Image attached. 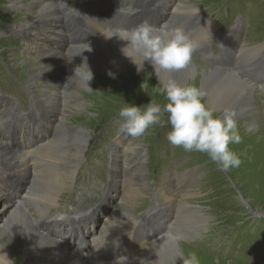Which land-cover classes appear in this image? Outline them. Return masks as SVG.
<instances>
[{
  "label": "rangeland",
  "instance_id": "rangeland-1",
  "mask_svg": "<svg viewBox=\"0 0 264 264\" xmlns=\"http://www.w3.org/2000/svg\"><path fill=\"white\" fill-rule=\"evenodd\" d=\"M23 1L26 5L32 3L30 0ZM38 1L39 3H34V7L31 8L19 4L15 6L10 0H0V90H2L0 96L3 98L5 93L6 96L13 99L12 101L0 99V111L6 109L8 103H12V105L16 106L15 109L22 113L29 114L33 111V114L38 115L41 111L45 112L42 109L43 106H55L57 104L61 109L59 108L60 111L55 112V115L51 118L55 119L58 127L59 125L64 126L70 135L80 131L85 132L87 149L82 156L84 158L81 160L75 181L67 182V188L61 191L56 206L49 209L48 216H56L52 223L54 225L67 224L69 226L71 218L97 206L106 192L108 179L110 178L111 197L109 201L111 207L115 208L106 213L107 217L104 215L103 220H98L97 224L99 215L96 217L95 222L88 228L89 237L102 230V226L104 227L111 219L112 225L114 223L118 227L121 226L122 229H119L121 233L126 232L128 236L132 235L135 237L136 229L133 226L136 221H141V214L144 211L142 209H146L145 212L148 211L152 215L158 207L159 212L160 209L162 210L154 217L158 219L163 217L167 222L162 227L157 228L161 232H159L158 236L169 234L170 236L167 239L178 243L184 255L195 252L200 259V264H264V82L262 86H257L256 91H253L254 93L250 94V109L247 110L246 118L236 117L242 141L239 144H230L229 147L242 160L238 168H230L224 171L213 163L205 153L185 152L182 148H173L167 139L171 126L167 123L166 114L162 115L160 122L152 126L143 137L134 138L127 135L122 147L128 146L125 144L129 143L134 146L135 151H126L119 146L118 153L116 152L113 156L111 148L117 143L121 134L120 125L123 120L119 116L121 108L128 104L143 106L150 99L161 104L166 103L155 87L158 84L157 78L149 79L145 74L138 73L133 67L128 68L126 72L112 69L110 71L115 74L112 77L109 76L107 68L100 66L101 64L94 66L90 64V69L95 78L90 83L93 91L89 90L85 84L83 86L80 85L78 81L81 79L83 71L80 70L78 72L79 75L74 76V70L79 66L76 65L79 60L71 56L73 47L77 46L67 42L64 45V49L60 51L59 46L52 43L55 38L51 37V33L59 29L62 31L59 22L48 20L47 18L55 15H46L44 17L46 26H41L44 29L38 27V23H40L38 20H41L38 19L40 17L38 15L39 9H41L40 2H44V0ZM62 1L60 0V3ZM65 1H68L71 4V8H74L77 13L81 11V8H89L92 3L89 0H87L88 3L86 2V5L85 0ZM137 1L140 0H132L134 3H138ZM169 1V6H165V8L168 7L165 12L161 11L163 6L161 5L158 12L152 14L157 16V13H162L164 17L162 20L159 19V21L169 25V28L182 29L180 25L185 24L183 19L186 17H190L195 24L206 20L212 24V26L206 25L210 30L205 34L204 39L202 38V45L196 47L193 53V59L199 60L198 64L208 69H213L215 65L209 59L210 50L213 55H219L221 46L218 41L227 38V31L237 28V23L241 22L243 23L244 31L240 35L238 44L244 45L248 50L253 48L251 52H260L259 55L264 56V0ZM183 3L197 7L198 11L191 15L182 14L180 11L175 13L174 8L179 7ZM96 5L95 11L83 14L85 20L89 19L88 22L83 21V24L87 28V35H91L92 38L97 33L99 36L104 33H110L106 28L108 14L101 10L103 2L100 4L96 3ZM57 9L60 11L61 6H58ZM33 21L36 22L34 26L36 27L35 36L37 37L33 39L28 34V37L31 38L23 39L24 35H17L15 29L19 24L27 22L26 25L24 24V28H26ZM191 24L193 23L191 22ZM195 24L193 29L199 32L206 27L195 26ZM101 26L103 31L99 32ZM46 28L48 31H41ZM116 29L119 30L120 28L113 27L114 32L117 31ZM188 29L191 28H185L186 34L190 33ZM29 30L33 31L32 28ZM113 31L111 33H114ZM71 33L74 35L73 32ZM199 34L193 40H190L196 43L195 39L200 40L202 37ZM58 35L61 36L60 34ZM64 35L67 38L69 37L67 32ZM52 36L55 37L54 35ZM190 36L194 35L190 34L188 37ZM258 45L261 48L254 49ZM52 46L53 49L51 50ZM66 49L71 50L69 52ZM62 54L63 58H59ZM246 54L250 57L248 52ZM256 56L250 57V60L255 59ZM249 57L246 56L245 58ZM226 59H230V56H227ZM71 65L77 66L72 71L74 77L69 74L72 68L70 67ZM101 69L104 70L102 71ZM36 71L40 72L35 75L34 72ZM38 75L40 76L37 77ZM143 82H145V87L141 88ZM57 85L59 90L55 91ZM67 89H76L77 94L74 93V96L68 99L65 105L67 97L64 96V90ZM2 92L4 93L2 94ZM57 92L62 101L58 100L59 96L56 97ZM45 98L51 99L50 101L53 103L47 104L44 101ZM46 125L50 128H55L53 123ZM248 125H253V127ZM44 129H42L43 133L45 132ZM50 131L48 134L52 136L51 138L61 134V132L57 134L53 129ZM41 137L46 139V136L41 135ZM1 138L0 140L3 141ZM27 139L35 143L39 142L35 137L25 138V140L20 142L19 148L24 145ZM121 142L123 143V140ZM131 153L134 157H132ZM34 157L37 160L41 158L39 155L35 156L33 154L32 159ZM72 160V158L65 159L68 164ZM138 167H143V170L138 171ZM193 169H195V174L187 176L192 178V180H190L187 190L183 191L180 185L182 181L179 180L180 176L182 173H188ZM112 172L113 175H111ZM38 173L35 169L29 179V184L30 182L32 184H30V188L33 186L32 189H29V194L33 191L36 194L39 193V188L42 187V180ZM163 181H165L164 186L161 185ZM1 183L3 182L1 181ZM29 184L21 180V186L19 187L25 188L23 193L20 196L17 193L12 196L13 187H11L10 190H5V200L1 198L2 195L0 201H4L3 204L7 205V203L12 204V202H15V199L22 200L26 195L25 191ZM131 185L134 190L129 195L127 192ZM169 190L172 192L170 195H168ZM184 203L196 208L198 206L201 207L198 209L205 221L203 229L193 232L194 226L190 223L192 232L190 231L188 217L191 215L184 209ZM31 211L35 218H40V212L35 209H31ZM259 212H262V215ZM252 213L262 217L254 221L252 216H250ZM2 222L3 219H0V228L3 230V232L0 231V243L6 246L13 254L11 255L13 258L12 264H30L33 258L26 256L24 238L21 235H16L9 226L6 228V226L2 225ZM22 222L26 225L31 223L28 218H23ZM154 228V222L148 221L145 225V233L148 238L139 236L136 241L132 239L135 243L136 251L142 255L152 246V239H154L152 230ZM19 231L21 230H16V233ZM167 231L169 232L167 233ZM80 237L88 239L85 237V232H82ZM121 237L122 235H119L112 239ZM174 237H179V239ZM121 239L129 241L125 236ZM163 239V242L167 241L166 238ZM46 247L51 249V244L39 242L36 247L37 252H44ZM177 264H181V262L179 261Z\"/></svg>",
  "mask_w": 264,
  "mask_h": 264
},
{
  "label": "bare ground",
  "instance_id": "bare-ground-1",
  "mask_svg": "<svg viewBox=\"0 0 264 264\" xmlns=\"http://www.w3.org/2000/svg\"><path fill=\"white\" fill-rule=\"evenodd\" d=\"M10 1L15 6L17 4H19V5H23L25 7H31L32 8V7H34L33 4L35 3L36 0H30L32 3H30L29 5H26L23 0H10ZM40 3H41V9L38 8L40 10V11L38 10L39 11L38 15H40V17L38 19H41V20H38V21H40V25H38V26H40V29H44L43 27H41L42 26V18L44 21V17L46 15H51V14L55 15L56 13L58 14L59 10L57 9V7L59 6V3H53V4L48 3V2L47 3L40 2ZM39 6H40V4H39ZM174 10H175V13H177V11H180L182 14L191 15L192 13L195 14V12L198 11V8L195 6H190V5L183 3L182 5H179V7H175ZM52 11H54V12H52ZM176 16H177V14H176ZM47 18H49V17H47ZM59 18H60L61 24H63L64 19H61V17H59ZM59 18L52 17V18H49L48 20H59ZM94 18H96V17H94ZM189 18L188 17H186L185 19L180 18V19H183V22H185L186 27H188L190 25L189 23H191ZM33 19H35V17H33ZM24 24L26 25L27 22H22L21 24H19V26L16 27L15 31H16L17 35H19V34L24 35L23 39H25V38L29 39L31 37H28V34L32 35V32L29 30V25L26 28H24L25 27ZM171 24H172V22H171ZM207 24L209 26H212V24L208 20L201 22V23L197 22L195 24V26L201 25V27H203V26H206ZM209 30L210 29H208L206 26L200 32L198 30L193 29L192 31H190V33H188L186 35H188V36L190 34L194 35V36L189 37L190 39L193 40V38H195L197 36V34L200 33L202 36L201 39L200 40L195 39L196 43H194L196 45V47H200L203 43L202 38L204 39L205 34H207ZM111 34H112L111 32L109 34L104 33L100 37H98L96 41L94 40L90 44H85L83 46H79L76 48L73 47V51H72L73 54L71 56L74 58H77L79 60V63L76 65L81 66L86 61L89 68H90V64L92 66L97 65V64H99V65L101 64L100 66L107 68L108 71L114 69L117 71L126 72V70L130 67H133L136 70V66L134 64H132L130 62V60L128 58H126L120 51V48L122 47V45L125 42L119 41L116 37H113L111 39H107L106 37L110 36ZM71 37H74V35L71 34ZM34 38H35V36L33 37V39ZM89 45L92 49L91 51H87L89 49ZM263 47H264V45H263ZM257 48H261V46H257L254 49H257ZM252 49L253 48H250V50L247 49V52L249 53L251 58L260 54V52H254V53L251 52ZM67 51H70V50H67ZM205 54H207V53H205ZM47 56H49V55H47ZM259 56H261V55H259ZM247 57H249V56H247ZM138 59H140V58H138ZM198 61H196L195 59L192 58V62L189 66H187L186 68L181 69L179 71H175V72H169L167 70H160L159 80L163 81V82H167L169 79H175L180 84H184V85L192 84V85L198 86V87L202 88L205 92V97H204L205 102L210 107L216 109L217 113L222 114L225 109H230V110H234L236 112V114H237L236 117H242V118L245 117L247 115V110L250 109L249 108L250 107L249 100L251 97L250 94H252L253 91H256L255 86L252 85L250 82H248L246 79L242 78L234 70H230L229 68L221 69L219 67H214L213 69H208L207 67H204V66L198 64ZM76 65L70 66V67H72L71 71L69 72L71 77H73L72 71L74 68L77 67ZM53 68H55V67H53ZM81 70L83 72L86 71V69H81ZM39 72L40 71H36V72H34V74L36 75ZM83 72L81 73V79H79V81H78L79 84L82 86L85 84L84 78H83V74H84ZM140 73L145 74L149 79L150 78L155 79V77H156V74L154 73L153 67L148 62H145L144 70L141 71ZM64 75H66V74H64ZM39 76L40 75H38L37 77H39ZM94 80H95V78L93 77L92 82ZM75 90H69V89L64 90V96L67 97V99L65 101V105H66V102H68V99H71L74 96L73 95L74 93L77 94V92ZM2 94H3V92H2ZM3 95H4V97L3 98L0 97V99H6V101L12 100L8 96H6L5 93ZM51 96H50V98H51ZM50 100L51 99L45 98L44 101L47 104H52L53 102H51ZM12 106H15V105L13 104ZM59 108L60 107L57 104H55V106H53V105L43 106L42 109L45 110V113H46L43 115L45 117H47V119L51 118L52 116L55 115L54 114L55 112L60 111ZM2 111L8 112L9 116H11L14 112V110H11V109H2ZM9 116H3L0 119V124L2 123L3 125H5L4 122L7 123V125H5L6 128L10 122ZM22 116H25V114H23ZM31 120L32 121L34 120L33 117H24L21 120V123L23 124L25 129L30 130V124H31L30 122H32ZM55 123L56 122H53L54 127H55V128H53V131L57 132V134H58V132H61V134H59V136L57 135L54 138H49V136L48 137L46 136V139H42V137H41L42 134H41V135H39L40 139L37 138L39 140V142L40 141L43 142L41 144H39V142L35 143L34 141H30L27 139L24 142V145L20 148V150L22 151L20 153H14V152L10 151L7 143L5 141L0 140V164L2 165L3 169L5 170L4 173H6L7 175H11L13 172L15 174L14 179L9 181V182H12V184L10 186L4 188L2 185H0V197L3 195L1 197L3 200H5V198H6V196L4 194L6 189L10 190V188L13 187V189H12L13 191L11 192L12 196H13V194H16V193H17V195L20 196L25 189V188H20L19 186H21L20 185L21 180H24L25 182H27L26 181L27 180L26 175L18 174L19 172L15 171L16 166L18 169L20 167H23L25 169H31L33 171L36 169V172H39L38 175L40 176V178L42 180V187L39 188V193L36 194V192L34 193V191H33V192H30V194H29V188H28L25 191L26 195L22 200H16L15 199L14 200L15 202H12V204L7 203V205H5V203L3 204L4 201H0V205L3 204V206L0 207V219L1 220L3 219V222L6 226V228H7V226H9L11 229H13V231L16 235H21V236L25 237V239H26V248H25L26 256L33 258L32 260H34L35 264L36 263L42 264V262L39 261V259L42 256L45 259L52 258L53 260H55V262L57 264H61L59 262V260L60 261L61 260H67L68 258L73 259L75 261V263L81 262V260L77 254L67 251V249H69L67 246V242L65 240L67 238H61L60 239L58 237L56 239H50L47 237L46 233L41 232L39 229L40 225H41V224H39V222L46 219L45 217L48 215L50 208H53L56 206V202L58 200V197L61 194V191L65 188H67L66 187L67 182L68 181H70V182L75 181V178H76L77 172H78V168L81 165V160H82V158H84L82 156L87 149V141H86L87 137H86L84 131H80L74 135H72V134L70 135V133H68L67 129L64 126L59 125V127H58V124L55 126ZM248 126L253 127V125H248ZM10 130H13V128ZM14 130H17V129H14ZM49 132H51V131H48V133ZM122 138L123 137H121L117 140V145H121V146L123 145L124 146V141H123V143L121 142ZM126 145H128V146L122 147L123 150H127V151L128 150H134V146L132 144L126 143ZM33 154L35 156L39 155L41 158H39L37 160V158L34 157L32 159ZM132 157H134V155ZM68 158L73 159L69 164L67 163L68 161L67 162L65 161V159H68ZM137 170L141 171V170H143V167H138ZM7 172H9V173H7ZM192 174H195V171L194 172L192 171V172L186 174V176H189ZM2 182L5 183L6 181L2 180ZM123 184H124V182H123ZM32 188H33V186H32ZM32 188H30V189H32ZM133 190H134V188L131 185L128 188L127 193L129 195H131L133 193ZM136 201H137V199H136ZM125 205H126V203H125ZM126 207H127V205H126ZM31 209H35L38 212H40V214H41L40 218L39 219L33 218L34 220L31 222L30 225H26V224L24 225L22 222V219L32 217L33 213L31 211ZM184 209H186L188 211V213L191 215L188 217L189 229H190V223H192V225L194 226L192 231L193 232L199 231L205 225V221H204L203 217L200 215V214H202V213H200V210L199 209L196 210L195 207H193L187 203L184 204ZM5 212H6V215L4 216ZM127 213H129V212H127ZM259 213H260V215H262V212H259ZM116 215H117V213H116ZM49 216H51V215H49ZM96 217H97V215H93V214L90 216L91 226H92L93 222H95ZM117 219H118V217H117ZM111 221H112V219H111ZM111 221L109 223L106 222L107 224L104 226V234L106 236H108L109 238H115L116 236H119V235H122V237H123V233H121L120 232L121 230H119L121 228V226L118 227V225H114V223L112 225ZM44 226L47 227L49 225L46 224ZM91 226H89V227H91ZM16 230H21V231L16 233ZM13 231H12V233H13ZM190 231H191V229H190ZM118 232H120V233H118ZM129 232H131V231H129ZM168 232L169 231H167V233ZM77 235H78V237H80L81 233H78ZM169 236H170L169 234H166L163 237H160V239L159 238L155 239L153 241V243L151 244L152 246H150V248H148V250L143 255L142 254L140 255L139 253H137V251L133 248V246H131L130 251L132 253V257L126 256V257L120 259L118 261V264H171V262L176 258L177 252H181V248H180V245L178 243L171 242L170 239H167ZM97 237H98V233L97 234L95 233L94 235H92L90 237L91 240L89 241L90 242L89 246H94L95 242H100V240H95V239H97ZM163 238H166L167 241L163 242V240H164ZM129 239H131V238H129ZM158 241H160V242H158ZM39 242H48L50 244L55 243V246L59 245V246H61L62 249L57 250L56 254L50 255V254H48V252H47L48 248L46 247L44 252H40V253H42V255H40V253H38L37 249H36ZM0 253H6L10 260L13 259L11 257V255H13V254H11V251H9V249L6 246L2 245L1 243H0ZM15 263H16V261H15ZM96 264H117V261L114 260V261H111V263L100 261V262H97Z\"/></svg>",
  "mask_w": 264,
  "mask_h": 264
},
{
  "label": "clouds",
  "instance_id": "clouds-1",
  "mask_svg": "<svg viewBox=\"0 0 264 264\" xmlns=\"http://www.w3.org/2000/svg\"><path fill=\"white\" fill-rule=\"evenodd\" d=\"M113 37L125 42L120 51L136 66L138 73L144 70L145 62L153 67L158 81L155 87L166 101L161 104L150 99L143 106L128 104L122 107L119 111V116L123 118L120 132L134 138L143 137L166 114L167 123L171 126L167 139L173 148L205 153L224 171L238 168L242 160L229 147L230 144H239L242 141L236 112L225 109L222 114L217 113L216 109L205 103V92L198 86L180 84L175 79L167 82L159 80L160 70L175 72L191 64L196 45L186 33L180 28L156 26L144 20L134 27L119 29L106 38ZM91 50L89 45L87 51ZM81 69H86L83 74L84 83L92 90L90 82L94 74L86 61L74 70V76ZM108 74L115 76L111 71ZM143 87L145 82L141 84V88ZM118 261L119 258L117 264ZM178 261L181 264H200L195 252L187 255L177 252L171 264H177ZM0 264H12V260L6 253H0Z\"/></svg>",
  "mask_w": 264,
  "mask_h": 264
},
{
  "label": "built area",
  "instance_id": "built-area-1",
  "mask_svg": "<svg viewBox=\"0 0 264 264\" xmlns=\"http://www.w3.org/2000/svg\"><path fill=\"white\" fill-rule=\"evenodd\" d=\"M255 216L257 215V214H254Z\"/></svg>",
  "mask_w": 264,
  "mask_h": 264
}]
</instances>
